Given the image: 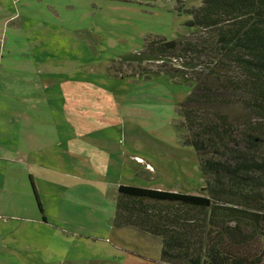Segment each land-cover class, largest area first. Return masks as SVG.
Returning a JSON list of instances; mask_svg holds the SVG:
<instances>
[{
    "label": "rangeland",
    "instance_id": "obj_1",
    "mask_svg": "<svg viewBox=\"0 0 264 264\" xmlns=\"http://www.w3.org/2000/svg\"><path fill=\"white\" fill-rule=\"evenodd\" d=\"M200 2L0 0V117L32 127L9 149L0 131V264H161L160 237L113 225L116 192L207 193L177 127L190 87L108 66L188 33L178 8Z\"/></svg>",
    "mask_w": 264,
    "mask_h": 264
},
{
    "label": "trees",
    "instance_id": "obj_2",
    "mask_svg": "<svg viewBox=\"0 0 264 264\" xmlns=\"http://www.w3.org/2000/svg\"><path fill=\"white\" fill-rule=\"evenodd\" d=\"M178 9L191 15L188 33L148 34L108 70L168 74L190 87L177 127L200 158L207 193L121 184L113 225L160 237L161 264H264V0Z\"/></svg>",
    "mask_w": 264,
    "mask_h": 264
},
{
    "label": "crops",
    "instance_id": "obj_3",
    "mask_svg": "<svg viewBox=\"0 0 264 264\" xmlns=\"http://www.w3.org/2000/svg\"><path fill=\"white\" fill-rule=\"evenodd\" d=\"M7 99L11 100V97H9V98L7 97L6 100ZM13 101H15V100H13ZM16 102H18V100H16ZM18 104H19V102H18ZM16 107H13V105H12L13 109H16ZM12 113H13V115L9 119H5V118L0 117V125H2V127L3 126L5 127V129L1 127L0 131L6 132L5 136H4V140H5L4 144L5 145H1V147L5 146L8 149L11 148V146L12 147L15 146V143H18L20 141L19 135H20L21 129H23V130L26 129V130L32 131V127L27 122H24L20 119L19 113L17 111L12 112ZM5 147H3V148H5ZM1 182H2V180L0 177V183ZM32 183L34 184L33 180H32ZM42 212H43V210H42ZM40 221H43V222L47 221L44 213L40 217Z\"/></svg>",
    "mask_w": 264,
    "mask_h": 264
}]
</instances>
